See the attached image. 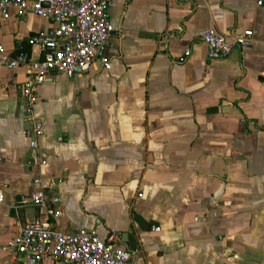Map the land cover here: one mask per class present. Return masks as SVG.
I'll list each match as a JSON object with an SVG mask.
<instances>
[{
	"label": "crops",
	"instance_id": "0c3cea01",
	"mask_svg": "<svg viewBox=\"0 0 264 264\" xmlns=\"http://www.w3.org/2000/svg\"><path fill=\"white\" fill-rule=\"evenodd\" d=\"M197 1L112 0L105 51L41 86L37 138L22 86L41 47L28 40L55 24L0 15L19 62L0 65V264H23L3 248L41 215L40 189L61 196L62 231L118 232L127 264H264V0ZM209 29L255 42L210 58Z\"/></svg>",
	"mask_w": 264,
	"mask_h": 264
},
{
	"label": "built area",
	"instance_id": "2783aa9c",
	"mask_svg": "<svg viewBox=\"0 0 264 264\" xmlns=\"http://www.w3.org/2000/svg\"><path fill=\"white\" fill-rule=\"evenodd\" d=\"M182 1L194 3L196 7L203 6L197 0ZM111 5L112 0H0L3 19L10 18L14 9L18 17L33 13L55 24L52 29L39 32L28 40L30 45L41 47L38 59H27L29 72L22 86L28 118L34 124L31 133L36 138L43 131L32 106L41 86L52 72L73 77L90 69L107 48L115 31L109 18ZM198 36L210 58H225L236 48H252L255 42V32L251 29L234 36L209 29ZM190 54L191 51L186 50L185 56ZM101 62L106 70L111 69L107 56L103 55ZM18 63L0 47V65L15 67ZM32 145L37 146V139ZM36 182L40 184L41 179ZM2 198L0 195V201ZM30 202L41 210V215L22 225L3 248L16 253L15 258L23 264H41L46 259L62 264H127L131 258L133 252L118 246V232H112L107 240H103L94 230L68 233L59 229L55 223L62 215L61 196L49 195L40 189L31 195Z\"/></svg>",
	"mask_w": 264,
	"mask_h": 264
},
{
	"label": "water",
	"instance_id": "95a60500",
	"mask_svg": "<svg viewBox=\"0 0 264 264\" xmlns=\"http://www.w3.org/2000/svg\"><path fill=\"white\" fill-rule=\"evenodd\" d=\"M15 55L19 61H22L23 55H24V50H18Z\"/></svg>",
	"mask_w": 264,
	"mask_h": 264
}]
</instances>
